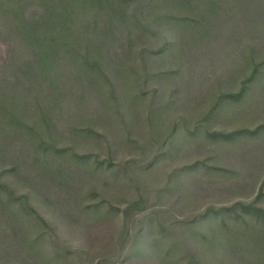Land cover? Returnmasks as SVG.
Here are the masks:
<instances>
[{"label":"trees","instance_id":"1","mask_svg":"<svg viewBox=\"0 0 264 264\" xmlns=\"http://www.w3.org/2000/svg\"><path fill=\"white\" fill-rule=\"evenodd\" d=\"M0 43L6 50L0 65V264H70L71 252L29 193L39 196L48 183L61 195H75L71 172L91 158L97 169L116 168L109 159L76 153L73 145L103 137L94 127L124 123V113L137 117L146 108L149 122V84L178 73L153 72V59L169 54L194 64L221 53V72L212 74L226 78L230 89L218 84L213 106L190 134L224 103L248 101L255 91L264 96V0H0ZM246 134L264 135V123L209 136L229 141ZM263 186L253 202L209 208L196 219L220 218L219 237L213 231V238L224 241L242 264H264ZM88 199L91 204L79 206L76 216L89 218L102 205L115 211L102 194L91 192ZM143 203L141 197L130 201L124 224ZM128 238L120 237L122 250ZM181 264L202 263L192 256L181 257Z\"/></svg>","mask_w":264,"mask_h":264},{"label":"rangeland","instance_id":"2","mask_svg":"<svg viewBox=\"0 0 264 264\" xmlns=\"http://www.w3.org/2000/svg\"><path fill=\"white\" fill-rule=\"evenodd\" d=\"M220 55L194 64L169 54L153 59V72L172 69L178 73L170 81L149 84V99L154 104L149 122L146 108L138 110L137 117L124 113V123L118 119L111 125L94 127L103 137L73 145L76 153L98 155V161L109 159L116 168L97 169L91 158L71 172V192L75 195H61L59 188L48 183L46 193L41 189L39 196L29 193L38 212L53 223L59 243L71 252L67 257L70 264H98L99 259L104 264H161L167 260L181 264V257L187 261L192 256L202 264H242L238 254L216 238L220 218L208 216L196 221L209 208L253 202L260 185H264L263 134H246L229 141L209 136L253 130L263 124L261 93L255 91L248 101L224 103L201 122L198 131L189 133L213 106L218 84L223 91L230 89L226 78L212 74L215 69L221 72ZM5 56L0 43V65H4ZM155 105L164 106L157 109ZM75 115V111L65 114L63 120ZM94 191L102 194L115 211L102 205L98 214L94 212L89 218L76 216L79 206L91 204L88 196ZM140 197L144 203L127 214L130 218L124 224L125 207ZM263 199L259 200L261 206ZM213 231H218L215 239ZM126 233L129 238L122 250L120 237ZM17 258L22 260L23 256Z\"/></svg>","mask_w":264,"mask_h":264}]
</instances>
